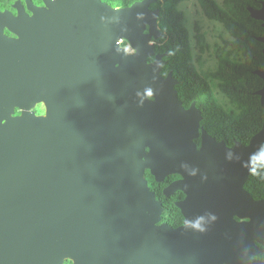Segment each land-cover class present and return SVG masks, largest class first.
<instances>
[{
  "label": "water",
  "instance_id": "obj_1",
  "mask_svg": "<svg viewBox=\"0 0 264 264\" xmlns=\"http://www.w3.org/2000/svg\"><path fill=\"white\" fill-rule=\"evenodd\" d=\"M156 2L0 11V264H264V198L245 187L264 120L231 146L201 125L162 72ZM248 10L264 27V0ZM147 170L180 175L164 193L184 192L181 225L162 221Z\"/></svg>",
  "mask_w": 264,
  "mask_h": 264
},
{
  "label": "trees",
  "instance_id": "obj_2",
  "mask_svg": "<svg viewBox=\"0 0 264 264\" xmlns=\"http://www.w3.org/2000/svg\"><path fill=\"white\" fill-rule=\"evenodd\" d=\"M103 1L114 6L112 0ZM136 1L139 0H119L118 7ZM183 1L186 0H157L151 5V8H161L159 27L166 34L153 40L156 52H168L162 72L166 75L171 71L179 80L176 88L185 107L196 101L203 113L201 125L211 135L230 146L236 141L248 143L262 128L264 120L261 97L255 94L263 86V79L254 73L264 69V43L258 40L264 36V27L262 21L252 18L248 10V6L260 7L262 0H224L222 5L216 0H198L205 16L222 23L232 37L225 39L219 47L217 68L209 72H200L196 67L186 16L179 9ZM195 31V47L199 50L197 61L201 63L209 43L199 23H195ZM215 86L228 98L231 106L224 107L219 102ZM196 141L200 143V139ZM177 176L172 174L158 182L149 170L146 171L151 189L163 202L162 221L174 227L184 222L176 201L185 194L176 191L166 196L164 188ZM245 187L255 199L264 198V157L252 168ZM260 257L264 259V253ZM64 264H72V261L66 260Z\"/></svg>",
  "mask_w": 264,
  "mask_h": 264
},
{
  "label": "rangeland",
  "instance_id": "obj_3",
  "mask_svg": "<svg viewBox=\"0 0 264 264\" xmlns=\"http://www.w3.org/2000/svg\"><path fill=\"white\" fill-rule=\"evenodd\" d=\"M219 4H223L224 0H216ZM186 16V26L190 31L191 43L193 46V55L196 63V67L200 72L214 71L218 65V53L219 47L223 46L225 39H231L232 37L224 28L223 24L209 19L203 13L198 0H186L179 4ZM195 23H199L202 30L205 32L206 40L209 43V47L202 54V62L197 61V55L199 50L195 47ZM123 46L128 50H131L129 43L126 40L122 41ZM239 57V55H236ZM215 94L219 102L224 107L231 106L228 98L219 90L217 86L214 87ZM44 112V108L41 105L36 106V110ZM37 112V111H36Z\"/></svg>",
  "mask_w": 264,
  "mask_h": 264
},
{
  "label": "flooded vegetation",
  "instance_id": "obj_4",
  "mask_svg": "<svg viewBox=\"0 0 264 264\" xmlns=\"http://www.w3.org/2000/svg\"><path fill=\"white\" fill-rule=\"evenodd\" d=\"M47 1L48 0H0V11L1 12L6 11L7 13H10L12 15H17L18 12H19V9H21V10H24V12H26L28 14H32V9L30 7H42V6H45ZM4 31L9 36H16V34L13 33L12 31H10V29L7 26L4 28ZM120 42H121V45H123L122 41H120ZM39 105H41L44 108L43 104H39ZM186 108H188V107H186ZM19 113H20V109H16V114H19ZM37 113H43V111H39ZM198 139H200V138H198ZM200 142H201V139H200ZM177 175L178 176L175 179L180 178V175L179 174H177ZM261 254L262 253H260L257 256L260 259H262L260 257Z\"/></svg>",
  "mask_w": 264,
  "mask_h": 264
},
{
  "label": "clouds",
  "instance_id": "obj_5",
  "mask_svg": "<svg viewBox=\"0 0 264 264\" xmlns=\"http://www.w3.org/2000/svg\"><path fill=\"white\" fill-rule=\"evenodd\" d=\"M112 2H113V4H114V6H119V0H112Z\"/></svg>",
  "mask_w": 264,
  "mask_h": 264
}]
</instances>
